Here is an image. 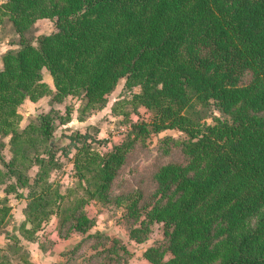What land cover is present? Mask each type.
Returning <instances> with one entry per match:
<instances>
[{
    "label": "trees",
    "instance_id": "1",
    "mask_svg": "<svg viewBox=\"0 0 264 264\" xmlns=\"http://www.w3.org/2000/svg\"><path fill=\"white\" fill-rule=\"evenodd\" d=\"M43 18L54 29L34 44L25 35ZM6 20L21 40L0 66V230L9 238L0 264H37L26 242L46 248L53 216L60 238L94 237L88 263L133 264L127 242L91 233L97 204L122 209L132 241L160 227L143 254L151 264H264V0H0V27ZM121 81L112 114L129 126L110 148L94 127L61 143L70 107L20 126L26 100L77 98L85 119ZM141 107L149 119L131 121ZM166 129L183 134L166 140L184 160L159 165L145 198L127 186V162L140 141ZM69 160L65 185L53 174L63 176ZM10 193L29 199L13 231Z\"/></svg>",
    "mask_w": 264,
    "mask_h": 264
},
{
    "label": "rangeland",
    "instance_id": "2",
    "mask_svg": "<svg viewBox=\"0 0 264 264\" xmlns=\"http://www.w3.org/2000/svg\"><path fill=\"white\" fill-rule=\"evenodd\" d=\"M53 29L54 22L51 19L47 18L38 20L33 26L32 30L26 33L25 37L30 39L34 44H37L38 35L49 33ZM20 40L21 36L16 32L12 22L6 20L0 27V66L2 65V54L9 48L18 47ZM43 76L46 81H51L54 85L53 77L47 69L43 70ZM122 85L123 83L121 81L116 90L110 95L109 101L103 109L87 116L85 118L87 120L84 121L80 119V108L82 105L81 100L71 97H69L65 103L54 102L51 97L46 98L42 104L28 100L24 103L22 108L23 117L24 119H27L31 116H35L49 107V105H55L64 111L67 109V107H70L72 109L74 118L67 125H64L58 130V135L60 137L65 138L66 134L79 129L84 130L89 127L90 130H93L94 128H97L99 129L101 136L109 140V146H112L114 142L122 138L124 135L122 133L123 130L125 131V129L129 126V124L124 125L122 123L121 120L123 119V116L119 117L112 114L113 104L121 95ZM125 108L127 110L130 107L127 105ZM212 111L213 109L209 111V114H212ZM139 117H145L149 119V114L146 112L145 107H141L139 113L132 111V114L130 115L131 121L133 122L138 120ZM168 137L180 139L183 137V134L174 129H166L158 133H152V135L149 136L145 142H139L137 148L128 159L126 166L128 180L127 186L132 188H141V190L144 192L145 198H148L156 187L153 174L159 165L168 161L180 162L184 160L181 147L177 146L172 141H167L166 138ZM65 173H68L69 175L62 176L57 173V178L61 180L65 178L66 181H70L72 170L67 168L65 169ZM91 210V215L93 213H95L97 216L100 215L97 217L98 222L96 224V230L108 231L112 233V235H116L123 241L127 242L130 248L133 249V264H148L149 261L144 257L143 250L145 247H147L149 244H152L157 238H159V234L161 233L160 227H154V231L147 242L139 243L132 241L127 237L126 225L121 217L122 209H118L112 205H94ZM45 232L48 234H54L56 232V223L54 219H52V221L48 224ZM61 244H64V242ZM61 246L63 248L58 247V249L55 251L50 250L46 253L42 252L43 255L40 257L34 253L33 257L35 262H37V264H80L81 262L82 264H90L87 262V258L95 250L90 249V243L86 242L82 244L81 242V248L74 252V256L73 253L69 256L68 254H65V246ZM67 253L69 252L67 251ZM103 258L106 260L109 259L108 256ZM100 261L101 259H99V257H95L91 260V264H98ZM110 264L113 263L111 262Z\"/></svg>",
    "mask_w": 264,
    "mask_h": 264
},
{
    "label": "crops",
    "instance_id": "3",
    "mask_svg": "<svg viewBox=\"0 0 264 264\" xmlns=\"http://www.w3.org/2000/svg\"><path fill=\"white\" fill-rule=\"evenodd\" d=\"M43 19H47V18H43ZM39 20H42V19H39ZM45 80V79H44ZM46 81V80H45ZM46 82H48L49 83V85L54 89V85H53V83L51 82V81H46ZM54 82V81H53ZM48 97H50V96H48ZM48 97H45V98H43V99H41V100H39V101H36L38 104L40 103V104H42V102L44 101V100H46V98H48ZM52 98V97H51ZM26 101H28V100H26ZM25 101V102H26ZM29 101H31V100H29ZM32 102H35V101H32ZM55 102V101H54ZM63 103H65V101L63 102ZM24 105V104H23ZM52 107H54V108H56V109H61V108H58V107H56L55 105L53 106V105H49V107H47L45 110H43V111H46V110H49V109H51ZM43 111H41V112H43ZM62 111H64V110H62ZM40 112V113H41ZM22 113H23V111H22ZM94 114V113H93ZM38 115V114H37ZM37 115H35V116H37ZM31 117H34V116H31ZM31 117H29V118H27V119H24V117H22V120H21V122H20V126L21 127H24V126H26V124L28 123V121H29V119L31 118ZM73 118H74V116H73V114H72V118H71V121L73 120ZM81 120H87V119H81ZM91 127V126H90ZM87 129H89V127L88 128H86V129H84V130H82L81 129V131H86ZM80 130V129H79ZM100 132V131H99ZM72 133V132H71ZM71 133H69V134H66L65 135V138L64 137H61V143H64V144H67L68 142H70V139H69V135L71 134ZM101 135V134H100ZM9 140H10V137H7L6 138V142L8 143L9 142ZM108 146H109V140H108ZM111 147V145L109 146V148ZM4 154L6 155V157H7V159H9L10 158V150H9V147L7 146L5 149H4ZM0 167H2V163H1V160H0ZM67 168H69V169H71L72 170V168H73V161L72 160H69L68 161V163H67V167L65 168V169H67ZM64 175L66 176H68L69 174L67 173H64ZM53 177H56V174L54 173L53 174ZM6 195V192H5V190H4V186L2 185L1 187H0V196H5ZM8 198H9V203H10V205H11V218H10V221H9V224H8V226H7V229L6 230H8V231H13V229L14 228H16V227H18V226H20L23 222H25L26 221V218H27V216H26V213H25V209H26V206H27V203H28V201H29V199L28 198H23V197H17L14 193H10L9 195H8ZM98 205V204H97ZM94 206V205H93ZM92 206V207H93ZM91 207V208H92ZM92 211V210H91ZM91 211H90V214H91ZM92 216H94L95 217V219H96V224H97V222H98V216H100V215H95V213H93L92 214ZM53 219L55 220V223H56V232L54 233V234H49V236H50V238L54 241V242H52V240L50 241V242H46V244H49V245H47V247L46 248H40L39 247V245L38 244H36V243H34V241L33 242H26V244H27V246L29 247V250L31 251V257H32V260L35 262V260H34V253L35 254H37L39 257L40 256H42L43 255V253L42 252H44V250H48V251H55L56 249H58V247H62L61 245H64L65 247L64 248H66V250H65V254H68L67 253V251H69V250H72V249H74L77 245H79L80 244V247L79 248H81V242H82V244L83 243H90V249H95L94 247H93V242H94V237H92V238H87V239H85V238H83L82 236H77V235H75L73 238H71V239H62V238H60L59 236H58V232H57V226H58V218H57V216H53ZM31 226V224L29 223V222H27V227H30ZM17 229V228H16ZM99 232H106V233H108L110 236H115V237H118V236H116V235H112V233H110V232H108V231H102V230H96V225L93 227V229L91 230V233L92 234H94V235H96L97 233H99ZM127 237H128V234H127ZM118 238H120V237H118ZM8 240H9V238L7 237V235H6V233L4 232V231H1L0 230V246H4L7 242H8ZM62 242H64V244H61ZM150 245V244H149ZM63 248V247H62ZM146 248V247H145ZM145 250V249H144ZM144 250H143V254H144ZM48 251H46V252H48ZM95 251V250H94ZM93 251V252H94ZM72 254V253H71ZM71 254H68L69 256L71 255ZM75 255V254H74ZM134 262V261H133ZM37 263V262H36ZM80 264H82V262L80 263ZM90 264H91V262H90ZM148 264H151L150 262H148Z\"/></svg>",
    "mask_w": 264,
    "mask_h": 264
},
{
    "label": "built area",
    "instance_id": "4",
    "mask_svg": "<svg viewBox=\"0 0 264 264\" xmlns=\"http://www.w3.org/2000/svg\"><path fill=\"white\" fill-rule=\"evenodd\" d=\"M56 177H58V175H57V174H56ZM64 177H65V176H64ZM60 180H61V179H60ZM71 181H72V176H71V180H70V181H69V180H68V181H66V180H65V178L61 180V182H62L63 184H65V185H68V184H70V183H71Z\"/></svg>",
    "mask_w": 264,
    "mask_h": 264
}]
</instances>
